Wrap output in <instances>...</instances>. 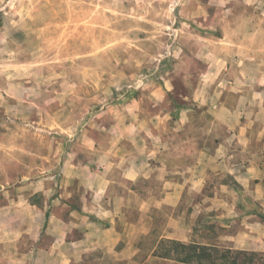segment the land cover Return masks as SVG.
I'll use <instances>...</instances> for the list:
<instances>
[{"label":"rangeland","instance_id":"374dc122","mask_svg":"<svg viewBox=\"0 0 264 264\" xmlns=\"http://www.w3.org/2000/svg\"><path fill=\"white\" fill-rule=\"evenodd\" d=\"M171 239L264 264V0H0V264Z\"/></svg>","mask_w":264,"mask_h":264},{"label":"trees","instance_id":"16d2710c","mask_svg":"<svg viewBox=\"0 0 264 264\" xmlns=\"http://www.w3.org/2000/svg\"><path fill=\"white\" fill-rule=\"evenodd\" d=\"M173 250V254L165 253L160 256L172 258L180 262L196 263V264H233L238 254H244V250H238L233 261H229L230 249L226 248L218 255V250L214 246L198 244L195 242L182 243L171 239L169 241Z\"/></svg>","mask_w":264,"mask_h":264},{"label":"crops","instance_id":"0c3cea01","mask_svg":"<svg viewBox=\"0 0 264 264\" xmlns=\"http://www.w3.org/2000/svg\"><path fill=\"white\" fill-rule=\"evenodd\" d=\"M70 166H72V167H70ZM70 168H72L71 170H70ZM79 168V165L78 164H75V163H71L70 162V160H68L67 162H63V164H62V168H61V170L63 169V173L64 174H67V176L71 173V172H73V174L71 175V176H74V174H76V170ZM69 170H70V172H69ZM87 172H89V173H87ZM84 174L87 176V178L88 177H90V176H92L91 178H92V182L91 183H85V181L84 182H82L83 184H86L85 186L86 187H89L91 190H92V196H93V199L95 200V202L97 203V202H100V200H101V197H103V195H105V188L107 187V185H108V182H110V181H108V179L104 176V178H103V181H104V183H98V180H97V176H102V175H98L96 172H95V170H91L90 168H88V167H86L85 169H84ZM134 180H135V170H133V171H131V173L129 174V175H125V170H123V169H121V175L118 177V178H116L115 180H114V182L116 183V184H118V185H122V186H126V184L128 183L129 185L131 184H133V182H134ZM43 185V184H42ZM42 185L40 186L39 185V187H38V189H43L44 187H42ZM44 186V185H43ZM128 187V186H127ZM37 189V190H38ZM45 189V188H44ZM95 216L97 217V216H99V212H96L95 213ZM96 229V228H95ZM104 232H109L108 230H104ZM105 234H107V233H105Z\"/></svg>","mask_w":264,"mask_h":264}]
</instances>
